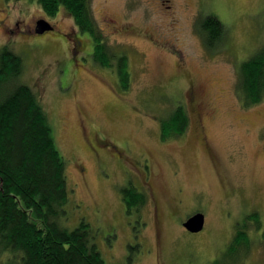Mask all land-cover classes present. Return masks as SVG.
Segmentation results:
<instances>
[{
  "label": "rangeland",
  "instance_id": "374dc122",
  "mask_svg": "<svg viewBox=\"0 0 264 264\" xmlns=\"http://www.w3.org/2000/svg\"><path fill=\"white\" fill-rule=\"evenodd\" d=\"M170 5L164 12L155 0H89L98 41L114 60L126 57L124 90L96 62L69 68V44L60 33L75 25L64 9L49 17L37 0H0V48L22 59L18 81L38 98L67 163L71 194L62 225L72 230L87 222L106 264H211L256 212L262 228L250 226L244 264H264V97L247 108L237 89L241 63L264 49V0ZM205 17L224 30L210 50L200 31ZM41 19L54 34H29ZM196 105L201 117L192 114ZM178 107L188 127L162 140L160 121ZM97 137L117 145L128 163L114 162L116 152ZM145 161L157 221L148 201L132 214L122 201L124 186L138 187ZM195 213L205 222L193 234L182 224Z\"/></svg>",
  "mask_w": 264,
  "mask_h": 264
},
{
  "label": "trees",
  "instance_id": "16d2710c",
  "mask_svg": "<svg viewBox=\"0 0 264 264\" xmlns=\"http://www.w3.org/2000/svg\"><path fill=\"white\" fill-rule=\"evenodd\" d=\"M6 2L10 0H5ZM43 12L55 16L62 8L74 24L94 41L93 60L111 70L127 90L130 73L126 57L114 60L100 43L89 0H37ZM206 49L216 47L224 34L214 17L200 22ZM22 59L9 47L0 48V256L3 264H106L90 225L81 220L72 230L62 222L71 190L66 160L38 98L18 80ZM244 107L264 97V49L240 65L237 84ZM183 107L160 121L161 139L182 135L188 127ZM128 213L142 205L145 196L134 188L121 191ZM261 230L258 213L247 215L225 251L211 264H244L251 249L249 228ZM264 243V230L261 234ZM132 250V249H131ZM131 256H129V260ZM128 260V261H129Z\"/></svg>",
  "mask_w": 264,
  "mask_h": 264
},
{
  "label": "flooded vegetation",
  "instance_id": "af4514ba",
  "mask_svg": "<svg viewBox=\"0 0 264 264\" xmlns=\"http://www.w3.org/2000/svg\"><path fill=\"white\" fill-rule=\"evenodd\" d=\"M142 1H145V0H142ZM146 1L149 3V1H151V0H146ZM155 2L159 3L163 6L164 12H168L172 8L170 5L171 0H155ZM112 24H113V21H109V26L110 25L112 26ZM35 26H36V24H35ZM53 29L54 30L52 32H48L44 35H41V37L45 36V35L54 34L56 31L54 26H53ZM29 34H34L35 36H38L35 34V27L33 28V32L32 33L30 32ZM60 34L63 38H65L67 40V42L69 44V58L67 59L70 62L69 68L72 65L83 66L85 63H89L91 65V63L94 62L92 55L94 52L95 44H94L93 39L88 34H84L83 32H81L77 28L76 25H75V30L72 29L70 34H62V33H60ZM187 95H190L191 98H193V97H195V92L190 91ZM193 101H194V99H192V102ZM192 105H194V104H192ZM191 110L193 112L192 113L193 115L195 114L197 117H199V116L201 117L202 113L200 112V109L198 108L197 105L195 107L193 106L191 108ZM200 123L201 122L198 121L199 126H201ZM95 139H96L97 143L101 144V146L109 147L111 150L113 149L116 152V155L112 156V160L114 162H116L118 164L121 162L123 164H125V162L128 163V158L126 157L127 154L125 152L120 151L118 149L117 145L110 143V142H107V141H105V139H100V137H97ZM143 163H144L143 168H142V170H140V172L142 174L140 175V181L138 183V187L135 188V187L131 186L130 183H128L127 186H124L121 191L129 190L130 188H134L137 193H140V194L145 196V201L142 203V205L132 209L129 213L127 210H126V212L128 214H132L133 211L134 212L139 211L148 201V203H150V205L152 206L153 213L155 215V221H157V219H158L157 198L155 196L153 186L151 185V182H150L152 172H151V169H150V166L148 165V163L146 161ZM122 201H123V195H122ZM123 203H124V201H123ZM125 208H126V206H125ZM135 229L137 230V226L134 228V230Z\"/></svg>",
  "mask_w": 264,
  "mask_h": 264
},
{
  "label": "water",
  "instance_id": "95a60500",
  "mask_svg": "<svg viewBox=\"0 0 264 264\" xmlns=\"http://www.w3.org/2000/svg\"><path fill=\"white\" fill-rule=\"evenodd\" d=\"M53 30V26H51L47 21L43 19L36 22L35 34L38 36L44 35L48 32H52ZM204 222V215L202 213H195L194 215L186 219L182 226L186 231L195 234L203 230Z\"/></svg>",
  "mask_w": 264,
  "mask_h": 264
}]
</instances>
